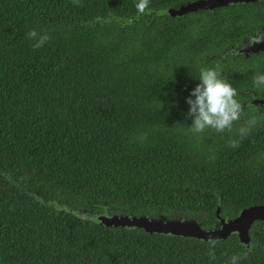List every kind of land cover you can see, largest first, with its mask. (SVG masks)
Listing matches in <instances>:
<instances>
[{"label": "trees", "instance_id": "obj_1", "mask_svg": "<svg viewBox=\"0 0 264 264\" xmlns=\"http://www.w3.org/2000/svg\"><path fill=\"white\" fill-rule=\"evenodd\" d=\"M190 1L149 0L140 14L138 0H0V264H264L262 221L247 249L236 234L200 241L96 219L207 229L264 205V108L244 106L264 98L253 84L264 50H241L264 34V0L167 14ZM32 29L50 37L38 49ZM217 66L244 112L231 131L193 133L186 97Z\"/></svg>", "mask_w": 264, "mask_h": 264}, {"label": "water", "instance_id": "obj_2", "mask_svg": "<svg viewBox=\"0 0 264 264\" xmlns=\"http://www.w3.org/2000/svg\"><path fill=\"white\" fill-rule=\"evenodd\" d=\"M259 0H195L182 4L178 8L167 10L170 16L184 15L188 12H194L199 9H214L227 6L233 2H255ZM254 37H264L258 34ZM250 39L242 46L241 50L245 54L256 53L264 50V40L259 43L249 45ZM255 103H260L264 107V98H256ZM218 211V210H217ZM99 221L106 227L119 228H141L150 234H159L165 236H184L197 238L200 241L223 240L230 235L236 234L239 237V243L248 246V231L254 221L264 223V205L257 204L241 209L238 214L232 218L218 217V224L214 228L202 229L200 224L194 220L167 219L166 217L152 218L145 215H100Z\"/></svg>", "mask_w": 264, "mask_h": 264}, {"label": "clouds", "instance_id": "obj_3", "mask_svg": "<svg viewBox=\"0 0 264 264\" xmlns=\"http://www.w3.org/2000/svg\"><path fill=\"white\" fill-rule=\"evenodd\" d=\"M73 3L80 6V0H73ZM148 4L149 0H138L137 11L144 14ZM27 35L35 41L32 45L34 49L42 47L50 39L47 33L41 34L35 29L30 30ZM262 40L264 37H254L250 39L249 45ZM198 79L200 82L186 97V102L190 106L187 115L192 117L190 131L193 133H203L207 129L217 133L231 131L234 122L239 121L244 112L242 102L237 99V89L222 78L218 66L202 68ZM253 84L257 88H264V74H257ZM256 122L255 119H250L246 122V126L238 129L241 137L246 136ZM228 143L230 147L238 146L235 140H230Z\"/></svg>", "mask_w": 264, "mask_h": 264}, {"label": "flooded vegetation", "instance_id": "obj_4", "mask_svg": "<svg viewBox=\"0 0 264 264\" xmlns=\"http://www.w3.org/2000/svg\"><path fill=\"white\" fill-rule=\"evenodd\" d=\"M260 1V0H259ZM259 34H263V33H259ZM264 35V34H263ZM256 99V97L252 96L249 100V103L245 104L244 106L249 108V107H253L255 108L257 111H261L264 107L260 104V103H255L254 100ZM260 222V221H259ZM263 223V222H262ZM252 225V224H251ZM264 227V223L262 225ZM251 228V227H250ZM250 230V229H249ZM249 232V231H248ZM252 244L249 243V246L246 247L247 249L251 248ZM245 249V250H247Z\"/></svg>", "mask_w": 264, "mask_h": 264}, {"label": "rangeland", "instance_id": "obj_5", "mask_svg": "<svg viewBox=\"0 0 264 264\" xmlns=\"http://www.w3.org/2000/svg\"><path fill=\"white\" fill-rule=\"evenodd\" d=\"M12 189H13V191L18 192V193H25V191L23 190V188L19 182H15L14 184H12ZM96 219L99 220V217Z\"/></svg>", "mask_w": 264, "mask_h": 264}]
</instances>
